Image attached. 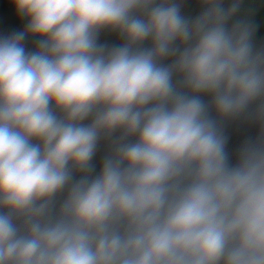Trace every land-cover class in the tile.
I'll list each match as a JSON object with an SVG mask.
<instances>
[{"label":"clouds","instance_id":"1","mask_svg":"<svg viewBox=\"0 0 264 264\" xmlns=\"http://www.w3.org/2000/svg\"><path fill=\"white\" fill-rule=\"evenodd\" d=\"M11 3L27 24L0 36V264H264V46L244 0L194 18L183 0ZM237 120L259 132L233 159Z\"/></svg>","mask_w":264,"mask_h":264},{"label":"trees","instance_id":"2","mask_svg":"<svg viewBox=\"0 0 264 264\" xmlns=\"http://www.w3.org/2000/svg\"><path fill=\"white\" fill-rule=\"evenodd\" d=\"M25 27L21 28L18 31H23ZM11 30L4 21L0 20V36L2 35H10L14 32H18ZM32 41L33 37L29 36L25 40V48L28 51H32ZM116 42V41H115ZM259 132V128L257 125L243 121L237 120L228 122L225 125V133L228 136V151L235 158V152L239 148V146L248 138H254Z\"/></svg>","mask_w":264,"mask_h":264},{"label":"crops","instance_id":"3","mask_svg":"<svg viewBox=\"0 0 264 264\" xmlns=\"http://www.w3.org/2000/svg\"><path fill=\"white\" fill-rule=\"evenodd\" d=\"M10 2V3H9ZM7 4L12 5L13 10H9L7 9L8 12L13 11L14 17L16 18H24L21 17L17 14V12H15V7L14 5L11 3V0H9ZM5 5V7H6ZM202 11V6L200 4V0H183V3L181 5V14L184 15L185 17L188 18H194L196 15H198L200 12ZM251 13V15H250ZM249 15L250 19L252 20V22L254 24H256V21L260 24L256 25L257 27H261L264 26V0H244V3L242 5V11H241V15ZM11 19V18H9ZM1 21H4L6 23V25L8 26V20L7 19H0ZM12 20H9V22H11ZM27 24V22H26ZM264 28V27H262ZM107 31V30H104ZM102 31V32H104ZM34 37H33V42H34ZM261 40L262 42L258 43L257 41ZM254 43L257 46H264V39L258 38V36L255 34L254 35Z\"/></svg>","mask_w":264,"mask_h":264},{"label":"rangeland","instance_id":"4","mask_svg":"<svg viewBox=\"0 0 264 264\" xmlns=\"http://www.w3.org/2000/svg\"><path fill=\"white\" fill-rule=\"evenodd\" d=\"M8 1L9 0H0V19H3V18L7 19L8 20V27L11 30L18 31L21 28L26 26L27 20H26V18L14 17L13 11L8 12L6 7H5V5ZM250 15H251V13H250ZM9 18H11V19H9ZM9 20H12V21L9 22ZM258 24H260V22L258 23L257 21H256V24H254L256 27L255 34L258 36V38L264 39V28H262L264 26L257 27L256 25H258ZM117 40H118V34L114 33V32L104 31V32H101L99 35V43L106 44L110 47L114 46L115 41H117ZM32 47H33V50L36 47L33 41H32ZM101 163H102V161H101ZM96 170L99 171V169H96Z\"/></svg>","mask_w":264,"mask_h":264},{"label":"built area","instance_id":"5","mask_svg":"<svg viewBox=\"0 0 264 264\" xmlns=\"http://www.w3.org/2000/svg\"><path fill=\"white\" fill-rule=\"evenodd\" d=\"M6 8L9 9V10H13L12 5H10V4H7ZM257 42L260 43L262 41L258 40ZM122 43H123V40L118 35V40L115 42L114 46H118V45H120ZM105 153H106V145L102 142L100 147H99V149H98V151H97L96 156L93 159V163L95 164L96 169H100L101 161H102L103 156L105 155Z\"/></svg>","mask_w":264,"mask_h":264}]
</instances>
